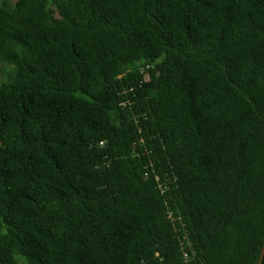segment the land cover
I'll return each instance as SVG.
<instances>
[{"label":"trees","instance_id":"obj_1","mask_svg":"<svg viewBox=\"0 0 264 264\" xmlns=\"http://www.w3.org/2000/svg\"><path fill=\"white\" fill-rule=\"evenodd\" d=\"M0 61V264H258L264 0H0Z\"/></svg>","mask_w":264,"mask_h":264},{"label":"rangeland","instance_id":"obj_2","mask_svg":"<svg viewBox=\"0 0 264 264\" xmlns=\"http://www.w3.org/2000/svg\"><path fill=\"white\" fill-rule=\"evenodd\" d=\"M12 64L2 63L0 61V84L9 81V74L13 70Z\"/></svg>","mask_w":264,"mask_h":264},{"label":"water","instance_id":"obj_3","mask_svg":"<svg viewBox=\"0 0 264 264\" xmlns=\"http://www.w3.org/2000/svg\"><path fill=\"white\" fill-rule=\"evenodd\" d=\"M263 252H264V245H263L262 250H261V253H260V257H259V262H258V264H260V260H261V258H262V256H263Z\"/></svg>","mask_w":264,"mask_h":264}]
</instances>
